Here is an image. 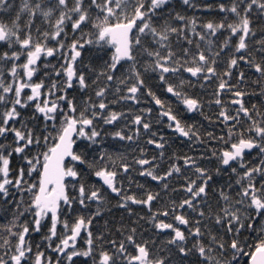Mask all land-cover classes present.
I'll use <instances>...</instances> for the list:
<instances>
[{
  "label": "snow or ice",
  "instance_id": "obj_1",
  "mask_svg": "<svg viewBox=\"0 0 264 264\" xmlns=\"http://www.w3.org/2000/svg\"><path fill=\"white\" fill-rule=\"evenodd\" d=\"M169 2L20 0L19 7L15 8L7 0H0V49H3L0 51V140L6 141L0 142V206L12 207L9 223L0 224L3 229L0 247L4 248L0 264H45L40 246L37 245L33 257L26 237L30 231L40 232L46 218L51 224L43 239L57 254L55 264H65V261L75 264L74 257L85 258L83 264H87L88 259L92 264H239L242 258L247 259V264H264V239L254 248L248 247L247 252L246 242L240 239L245 228L264 233V221L259 229L255 224L264 217V110H257L256 105L251 109L246 107L242 98L248 93L231 84L233 70L240 62L264 77V25L253 29L251 19L254 9L264 16V0H230V6L220 3L219 11L231 14L235 22L229 23L225 16L219 23L209 21L202 25L206 31L201 32L196 31L195 18L180 13L173 17L171 11L166 14L167 18L159 15ZM182 3L196 7L190 0H182ZM69 25L73 34L80 33L70 44L66 30ZM89 26L88 32L82 31ZM223 31L228 32L223 43H214L208 38ZM189 32L199 38L195 41V51L183 46L194 43ZM258 33L260 38L256 39ZM85 36L92 38L85 39ZM236 37L234 48H230V40ZM204 41L206 47H202ZM86 44H95L101 49L109 45L115 50L110 59L103 62L102 71L92 69L96 79L91 85L90 77L75 66ZM229 51L231 55L223 61L225 70L219 73L221 57ZM58 57L62 58L59 67L46 62L41 68L38 63ZM145 57L147 62L142 72L140 61ZM121 62L128 65L125 70L128 75L119 79L113 92ZM41 71L44 76L34 82ZM149 72L158 74L160 84L167 85L165 91L176 97L187 112L200 108V101L183 90L186 84L191 86V78L202 77L208 83L218 79L214 104L221 107L217 121L227 128V138L208 133L207 139L222 141L224 148L211 150L210 157L202 154L199 158H214L215 172L202 167L194 157L182 158L185 168L193 170L192 175L172 191L184 192L185 198L177 203L169 197L171 208L166 206L162 212L152 213L150 222L156 236L151 241L142 236L138 238L136 227L127 229L126 235L124 228H117L116 232L122 237L119 240H107L104 233L93 236L90 225L93 218L100 215L108 193L121 197L118 207L127 208L131 202L147 206L149 211L152 203L161 198L160 191H148L143 198L123 195L122 186L117 184L120 171L114 167L115 160L104 144L109 136L131 142L140 135V127L133 134H125L123 128L108 133L105 128L115 127L121 120L129 123L124 112L111 109L121 102L137 101V94L145 87L144 76ZM184 73L189 74L187 80ZM177 78L179 83H173L172 79ZM244 78V72L240 71L237 84ZM90 87L94 92L85 97L83 94ZM75 88L81 93L79 102L75 96L70 99L68 95ZM223 93H232L233 99L225 103L221 98ZM109 95L114 97L111 101ZM147 95L161 109L160 116L167 118L169 128L180 136L204 142L194 125L182 122L179 111L168 101L151 89ZM233 107L235 114L230 110ZM28 108H32V116L26 120L21 110ZM32 121L36 123L29 127ZM130 123L142 126L144 134L151 133L146 144H154L161 150L165 147L155 139L157 133L152 132L151 122H146L142 114L135 115ZM17 124L20 127H16ZM163 140L164 137H160V141ZM80 144L83 147L77 151L74 146ZM140 152L143 154L145 148L141 147ZM160 155L162 158L163 151ZM119 159V169L125 175L133 165H139L142 168L139 176L155 181L163 192L171 188L167 181L183 175L176 163H171L168 170L161 173L153 162L155 157L153 161L134 159L131 164L125 162L122 155ZM69 161L71 166H67ZM78 166L98 178L100 186L89 187ZM34 174L37 179H33ZM222 174L229 176L227 188L222 185L219 191L214 190L213 207L208 187L214 176ZM69 181L71 192L75 194L69 192ZM129 182H133L131 177ZM137 187L144 186L137 184ZM92 204L97 206L95 211L91 210ZM77 205L82 212L90 211L91 215L77 216L70 227L69 221L64 220L63 227L70 234L58 237L57 226L61 223L60 217L66 214L64 209L71 214ZM0 211L7 216L6 208L0 207ZM129 214L132 215L131 209ZM169 218L171 222H166ZM82 232H87L86 246L77 250L75 242ZM162 234H166L167 239L158 244ZM54 238H58L59 243H55ZM47 264H53L51 257Z\"/></svg>",
  "mask_w": 264,
  "mask_h": 264
},
{
  "label": "flooded vegetation",
  "instance_id": "obj_2",
  "mask_svg": "<svg viewBox=\"0 0 264 264\" xmlns=\"http://www.w3.org/2000/svg\"><path fill=\"white\" fill-rule=\"evenodd\" d=\"M113 53H114V48H113ZM39 62L40 61H38V63ZM124 76H127V74H125ZM124 76H122V78ZM183 76L187 80L189 74L184 73ZM144 79H145V87L141 90L140 93L137 94L138 96L137 101H129L127 103L121 102L120 104L114 105L113 108L111 109L115 111L124 112L126 114V120L129 121V123L126 124L125 120H121L118 124L115 125V127L105 128V131L108 133L123 128L125 134H133L136 132L137 127H140V135L134 138V140L131 142L120 141L119 139H113L111 136H109L108 139L104 142V144H105V148L110 151L113 159L115 160L114 167L118 171H120V177L117 180V184L122 186L123 195H133L136 196L137 198H143L146 196L148 191H152V192L160 191L161 198L152 203L151 211H149V208L147 206L132 204L131 202H128L127 208L118 207V205L121 203V197L116 196L115 194L108 193L106 195V202L103 205V209L100 215L98 217H94L92 220V224L90 225V230L93 233V236H98L101 233H104L105 239L107 240H111L113 238L119 240L122 238L120 233L116 232L115 225L123 226L122 224H137L135 227L137 228L138 238L142 236L143 239L151 241V239L155 238L156 236V232L150 222V217L152 213L158 211L162 212L166 206L168 208H171V200H174L177 203H179L183 198H185L184 192L172 191V189L180 188L184 184L186 178L192 175L193 170L185 168V166L183 165L182 158L184 156L194 157L197 159L198 163L202 167H208L209 165L212 164L211 160L199 159L203 154L202 146L198 144V141L195 140V138L190 139L188 137L180 136L173 129L167 126L169 121L167 120L166 117L160 116L161 109L158 106H156L152 101V98L147 95V91L149 89H151V91L156 93L162 100L168 101L174 110H178L182 122L189 125H194L195 131H196L197 114L199 112L200 113L203 112L211 116L213 120V124L209 126L210 130L215 132L216 134L220 131L224 134L225 138H227L226 137L227 128L224 126V124L217 121V116L221 111V107L216 106L214 104V100L216 98L214 95V90L218 86L217 79L214 78L211 81V83H208V82H204L202 80V77H193L191 78V86H188L187 84L185 85L183 90L186 91L193 98H197L200 101V108L193 112H187L182 104H178L176 97L172 96L171 94L165 91L167 85L160 84L158 79V74H153L149 72L145 74ZM34 82H37L36 77L34 78ZM172 82L179 83V79L178 78L172 79ZM117 84H113L114 91ZM69 95L72 97L75 96L76 98H79V96L81 95L79 88L70 90ZM113 98L114 97L112 95H109L108 97L109 101H111ZM221 98L223 101H225V103H227L233 99V95L232 93H223ZM242 99L245 103V106L248 108H250V106L253 105H256L257 108L259 107L260 104L259 95L248 94L244 96ZM146 109H151L152 111L147 112L145 111ZM230 110L233 114H235L234 107L231 108ZM141 114L143 115V118L145 119L146 122H151L152 132L157 133L155 139L158 142H163L165 144V147L162 150L157 149L154 144L153 145L146 144V140L151 138V133L144 134L142 126H135L130 123V121L134 118L135 115H141ZM157 121L160 122L157 123ZM196 133L198 136H200V134L197 131ZM160 137H164V140L160 141ZM141 147L145 148V152L143 154H141L140 152ZM223 148H224V144L222 143L219 147H217L216 150H221ZM161 151H163L164 153L162 158L160 155ZM121 155L124 157L125 162L130 164L134 159L143 158V159H148L149 161H153V158L155 157L156 159L153 162L159 166L161 173L167 171L168 168L171 166V163H176L178 166L181 167L183 175L173 176L171 180L167 181V183L171 185V188L167 192H163L161 191L162 186L158 187L155 181H151V179L147 177L139 176V172L142 170L141 166L139 165H133L130 171L125 175L122 172V170L119 169V164H120L119 157ZM255 155H256L255 153H252V156ZM174 156L178 157V159H171ZM247 159L250 160L251 157H247ZM67 166H71L70 161ZM78 168L79 170L84 172L89 187L100 186V181L98 180V178H96L91 173H88L83 166H78ZM210 169L213 172H215L212 167H210ZM129 177L132 178L133 181L132 183L129 182ZM219 177L220 176H214V178H219ZM192 178L195 179L194 176H192ZM137 184H141L144 187L138 188ZM69 192L71 194H75L71 192V181H69ZM213 192L214 191L212 190L210 184L208 187L209 198H210V194ZM169 197H171V200H169ZM96 207H97L96 204H92L91 210L95 211ZM129 209H131L132 215L129 214ZM65 210L68 211L67 209ZM110 212L114 214L110 215L109 214ZM139 217H144V219L142 220L138 219ZM131 219H134V221H132ZM166 222H171V219L169 218V220ZM50 224H42L40 232L37 233L34 231H30V233L27 234L26 237L27 243L31 245L33 257L37 252V245L40 246V250L44 253L45 264H47V259L49 257H51L53 264H55V260L57 257V254L52 252V250L48 247V242L43 239V237L46 236L48 233ZM110 224H114V225L110 227ZM70 226L71 224H69V227ZM127 229L129 228H126V230ZM126 230L124 232L125 235L127 234ZM57 232H58V237H62L66 234H70V233H66L63 227V221H61V223L58 224ZM86 239H87V232H82L81 236L77 237V240L75 242V244L77 245V250H82L86 246L85 245ZM165 239H167V235L162 234L159 236L157 243L159 244L160 241ZM54 241L55 243H59L58 238H54ZM55 243H53V247H55ZM98 250L99 249L97 248V251ZM59 255L62 256L63 254H59ZM31 259L32 257L29 258L30 262ZM73 259L75 261V264H83L85 260V258L83 257L80 258L74 257ZM65 264H67L66 261ZM87 264H92L91 259L87 260Z\"/></svg>",
  "mask_w": 264,
  "mask_h": 264
},
{
  "label": "trees",
  "instance_id": "obj_3",
  "mask_svg": "<svg viewBox=\"0 0 264 264\" xmlns=\"http://www.w3.org/2000/svg\"><path fill=\"white\" fill-rule=\"evenodd\" d=\"M8 3H11L15 6V8H18L20 5V0H7ZM182 0H170V2L168 3V5L166 7H164L163 12L158 13L161 16H164L165 18H167V13L169 11H171L172 16L174 17L176 15V13H180L181 15H184L188 18H195L196 20V31L197 32H201V31H206L202 28V25L206 24L209 21H213L215 23H219L221 21V19H223L225 16L228 17V21L232 20L230 23L235 22L234 21V17L231 14H225V13H221L218 9V5L220 3H224L227 6H230V0H190L191 4L196 5V7H189L186 6L184 4L181 3ZM205 5H212L213 7L211 8H207L205 7ZM6 15V14H4ZM95 15V14H94ZM253 23H252V27L253 29H257L259 27H261L262 25H264V16H261L260 14H258L256 12V10H253V14L251 17ZM55 21L53 20V23ZM37 24L40 23V20L36 21ZM67 32H68V43L70 44L72 39L74 38H79L80 33L77 32L75 34L72 33L70 25L67 27ZM90 30V26L86 27L84 29H82L83 32H88ZM189 36L193 38L194 43L192 44V46L194 45L195 48V41L198 40V37H195L191 32H189ZM228 37V32L227 31H223L222 33H218L216 37H208L210 39L214 40V43H223L224 40ZM85 39H91L92 37L90 36H85ZM260 38V34H257L256 39ZM235 40V39H233ZM250 43H252V41H250ZM49 46H54V45H49ZM6 47V46H5ZM202 47H206V41L202 42ZM3 49H0V51H2ZM139 52V50H137ZM82 55L80 58H78V61L76 62V68L78 70H82L84 71V73L86 75H88L90 77L88 83L91 85L92 81H94L96 79V76L93 74L92 69H95L96 72L102 71V65L104 61H107L110 59V57L113 54V48H111V46L109 45H104L103 49L99 48L97 45L95 44H86L84 46L83 49H81ZM223 57H221V63H222ZM46 62H50L53 65H56V67H59V63L62 62V58H57V59H52V58H47V60H41L39 62L40 67L43 68L44 64ZM220 63V65H221ZM219 65V66H220ZM119 70L116 72V76L118 79H121L122 76H124L125 74L128 75V73L125 71L128 68L127 64L121 63L118 66ZM143 63L142 61H140V70L143 72ZM225 70V68H218L217 71L219 73H222ZM240 71H243L245 74V78L244 81L237 84V79L239 77V73ZM44 76V72L41 71L37 76H36V81L39 82L40 79ZM116 82H114V84L118 83V80ZM218 80V79H217ZM254 81H260V83H255ZM46 83H51V81H46ZM219 83V81H218ZM231 84L236 85V87L239 90L245 91L248 94H256L259 95L260 97V104L259 107L257 108V110H264V95H261V92L264 91V77H260L258 74L255 73L254 69L251 68H244V65L242 64V62H240L239 64V68H235L233 70V75L231 77ZM94 89H92L91 87L88 89L87 92H85L83 95L86 97L88 96L90 93H93ZM114 92V90H113ZM26 94H29L26 91ZM69 95V93H68ZM69 98L71 99L72 96L69 95ZM81 98V95L79 96V98H77V102H79V99ZM252 108V106H250V109ZM22 111V116L24 117V119H29L32 116V108H28L26 110H21ZM207 117V119H206ZM212 121V123H210L209 121ZM36 123V121H32L28 124L29 127H32L34 124ZM40 123L42 124L43 121H40ZM213 124V120L211 118V116L203 113V112H199L197 114V122H196V131L200 134L201 139L204 141L203 143H201L200 141H198V144H200L202 146V153L203 154H207V156H211V150H216L217 147H219L223 142L222 141H217L215 139L213 140H208L207 139V134L208 133H212L213 136L215 137H220L222 135H224L222 132H218L217 134L213 131L210 130V125ZM16 127H20L19 124L16 125ZM245 127H247V125H245ZM9 140H11V135H9L8 137ZM0 142H6V141H2L0 140ZM83 147V144H80L78 147L76 146V150L80 151V148ZM35 151V150H33ZM91 155V153L89 154ZM13 167H16V162H15V157L13 158ZM211 165L208 166V168L212 167L215 171V167H216V160L214 158L211 159ZM219 178H214L213 181L211 182V188L214 191H219L220 187L223 185L225 186V188H227V183L229 180V176L227 174H222L219 175ZM38 177L34 174L33 179H37ZM231 179L234 181L236 179V177H231ZM71 194V193H70ZM233 195H235V192L233 191ZM27 199V197H26ZM210 199L212 201V205L213 207H215V197L213 195V193L210 194ZM3 208L7 209V216H5L4 211H0V224L6 225L9 223V221L12 218V207L7 206V205H3L0 206ZM64 212L66 213L65 215H62L60 217V221H64V220H68L69 224H72V222H74V220L76 219L77 216L79 215H91L90 211H84L82 212L80 207L74 206L73 211L71 212V214H67V211L64 209ZM110 215H113L114 213L110 212ZM24 219L28 220L30 219V217H25ZM110 219V218H109ZM118 220V218H117ZM132 221H134V219H131ZM23 223V221H21V224ZM42 224H50L49 218H46ZM255 224L257 226V228H259L260 224H261V220L258 219L255 221ZM114 224H110V227H112ZM123 226H117L115 225V230L117 228H124L126 230V228H132L135 227L137 224H122ZM131 226V227H130ZM3 229L0 228V232H2ZM240 239L242 241L246 242V247H245V251H248V247H253L254 245L259 243V241L261 239H264V237H262L258 231H253L251 229L245 228L241 231L240 233ZM0 243H2V241H0ZM12 244H15V241H12ZM4 254V248L0 247V255ZM239 264H247V259L246 258H242L239 261Z\"/></svg>",
  "mask_w": 264,
  "mask_h": 264
},
{
  "label": "bare ground",
  "instance_id": "obj_4",
  "mask_svg": "<svg viewBox=\"0 0 264 264\" xmlns=\"http://www.w3.org/2000/svg\"><path fill=\"white\" fill-rule=\"evenodd\" d=\"M181 3H182V2H181ZM182 4H183V3H182ZM186 6H188V5H186ZM231 21H232V20H230V21H228V22L230 23ZM236 40H238V37L235 38V40H233V39L230 40V42H229V46H230V48H234V45H235V43H236ZM172 43L175 45V37L172 38ZM249 43H250V41H249ZM183 46H184V47H191V48H193V51H195L194 45L192 46V45H188L187 43H184ZM229 55H231V52H230V51L225 53V55L223 56L222 63H221V65L219 66L220 68H225V65H224L223 61L226 60V59L228 58ZM146 62H147V58L145 57V59L142 61V63H143V68H144V64H145ZM121 63H122V62H121ZM242 64L244 65V68H249V67H247L243 62H242ZM219 67H218V68H219ZM237 68H239V66H238Z\"/></svg>",
  "mask_w": 264,
  "mask_h": 264
},
{
  "label": "rangeland",
  "instance_id": "obj_5",
  "mask_svg": "<svg viewBox=\"0 0 264 264\" xmlns=\"http://www.w3.org/2000/svg\"><path fill=\"white\" fill-rule=\"evenodd\" d=\"M236 38H237V37H236ZM230 52H231V51H230ZM260 220H261V222L264 221V217H261ZM260 225H261V224H260ZM259 228H260V226H259ZM259 228H258V229H259ZM258 233H259L262 237H264V233H261L260 231H258Z\"/></svg>",
  "mask_w": 264,
  "mask_h": 264
},
{
  "label": "water",
  "instance_id": "obj_6",
  "mask_svg": "<svg viewBox=\"0 0 264 264\" xmlns=\"http://www.w3.org/2000/svg\"><path fill=\"white\" fill-rule=\"evenodd\" d=\"M115 51V50H114ZM66 159H68V158H66Z\"/></svg>",
  "mask_w": 264,
  "mask_h": 264
}]
</instances>
